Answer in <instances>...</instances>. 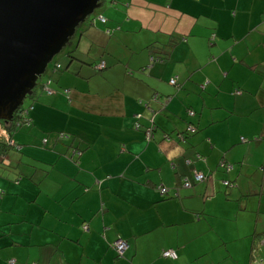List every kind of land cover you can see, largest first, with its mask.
Wrapping results in <instances>:
<instances>
[{
	"label": "crops",
	"instance_id": "crops-1",
	"mask_svg": "<svg viewBox=\"0 0 264 264\" xmlns=\"http://www.w3.org/2000/svg\"><path fill=\"white\" fill-rule=\"evenodd\" d=\"M96 13L68 47L81 60L49 64L51 91L28 96L30 121L11 132L0 264H264V0H104Z\"/></svg>",
	"mask_w": 264,
	"mask_h": 264
},
{
	"label": "water",
	"instance_id": "water-1",
	"mask_svg": "<svg viewBox=\"0 0 264 264\" xmlns=\"http://www.w3.org/2000/svg\"><path fill=\"white\" fill-rule=\"evenodd\" d=\"M103 1L0 0V120L12 118L53 56Z\"/></svg>",
	"mask_w": 264,
	"mask_h": 264
},
{
	"label": "trees",
	"instance_id": "trees-1",
	"mask_svg": "<svg viewBox=\"0 0 264 264\" xmlns=\"http://www.w3.org/2000/svg\"><path fill=\"white\" fill-rule=\"evenodd\" d=\"M112 1H114V0H111V2ZM96 11H97V9L94 11V13H92L91 15H89L88 17H87V19L86 20H88L89 22H93V20L96 18V17H98V14L96 13ZM213 35H214V33H212ZM211 34V35H212ZM212 35V36H213ZM71 49V48H70ZM83 56V57H82ZM82 56H81V58L83 59V58H87V56L86 55H84V54H82ZM80 57L78 56V54L75 52V50L72 48L71 50H69V48H68V50L65 52H63V53H61V55L60 56H58L55 60H52L51 62L53 63L52 64V69H55V70H57L58 68H59V70H62V69H64V68H69V66H70V64H71V61L72 60H74V59H78V60H81V59H79ZM157 58H162V56H159V57H157ZM59 64V66L57 67L56 66V64ZM50 64V63H49ZM61 64H62V66H61ZM91 64H94L93 62H91ZM97 64V63H96ZM96 64H95V67L97 68V69H102V68H104L106 65H104L103 67H97L96 66ZM49 66L50 65H48L47 66V68L46 69H48L49 68ZM170 82V81H169ZM46 82H43V83H41L40 82V79H38V81H37V83H36V85L33 87V92H32V94L35 92V90H36V88L38 87V86H42L43 87V85L45 84ZM176 83V82H175ZM172 84H174V83H172ZM31 94V95H32ZM29 95H27L26 97H28ZM155 97H157V95L156 96H154V98ZM190 109V108H189ZM189 109L187 110V112H188V114H190L189 113ZM28 111H29V105H24V104H21V105H19L15 110H14V112H13V115H12V118L11 119H9L8 121H4L3 123H4V126L8 129V131H9V135L11 136V132H12V130H14L15 128H17V127H19L21 124H23V123H29V121H30V119H29V116H28ZM193 114V113H192ZM192 114H190V115H192ZM135 124V123H134ZM189 126H192V125H189ZM193 128H194V126H192ZM149 128H151V127H149ZM194 130H195V128H194ZM151 131H152V129H151ZM187 132L188 133H190V132H192L191 130H189V129H187ZM14 145V143H10V141H9V139H7V138H5V137H3V136H0V161L2 160V157H4L5 156V152H6V150L8 149V147L9 146H11V145ZM225 161V160H224ZM226 163V162H225ZM222 168L223 169H226V167L225 166H222ZM194 177V176H193ZM182 183H183V179H182ZM183 185V184H182ZM159 190V189H158ZM160 191V190H159ZM161 194H163V195H165V193H161ZM254 249V246H252V250ZM161 254H162V251H161ZM119 255V254H118ZM171 258V257H170Z\"/></svg>",
	"mask_w": 264,
	"mask_h": 264
},
{
	"label": "built area",
	"instance_id": "built-area-1",
	"mask_svg": "<svg viewBox=\"0 0 264 264\" xmlns=\"http://www.w3.org/2000/svg\"><path fill=\"white\" fill-rule=\"evenodd\" d=\"M98 17L103 21L104 20V16L102 14H99ZM213 35V34H212ZM105 65L104 60H101L99 63L96 64L97 67H103ZM56 66L58 67L59 64L57 63ZM170 83H175L176 80L174 77L169 79ZM43 88L46 91H51V88L48 86L47 83H45L43 85ZM194 111L193 109H189V113L192 114ZM136 116H138V114H136ZM135 126L138 127L139 124L137 121H135ZM188 129L193 131L194 128L192 126H188ZM145 133H146V137H150L152 135L151 129L147 128L145 129ZM0 136H3L7 139H9L10 143H13V140L11 139V136L9 135V131L8 129L0 122ZM221 166H225L226 168H228L229 163H225V161H221L220 163ZM205 178V174L201 171H196L194 173V181H201ZM226 184H229L227 181H225ZM183 186H190L192 184V181L189 180L187 177H185L183 179ZM157 188L160 190L161 193H167L168 189H166L165 187L161 186L160 184L156 185ZM127 243L125 239L119 238L114 242V248L116 250V253L121 255L123 249L126 247ZM162 255L166 256V257H171V258H175L177 256V252L174 248H165L162 250ZM13 259H9L8 262H12ZM264 263V261H263Z\"/></svg>",
	"mask_w": 264,
	"mask_h": 264
},
{
	"label": "rangeland",
	"instance_id": "rangeland-1",
	"mask_svg": "<svg viewBox=\"0 0 264 264\" xmlns=\"http://www.w3.org/2000/svg\"><path fill=\"white\" fill-rule=\"evenodd\" d=\"M98 9V8H97ZM81 25H82V23H80L78 26H77V28H76V32H75V34L71 37V39H70V41L60 50V52H58V53H56L54 56H53V58H52V60H55L58 56H60L61 55V53H63L64 51H65V49H67L68 47H69V45H70V43H71V41L74 39V38H76V37H78V34L81 32L80 30V27H81ZM51 62V61H50ZM27 101H28V97H26L25 99H24V101H23V103L22 104H24V105H26L27 104ZM0 122L4 125V120H0ZM25 123H23V124H21V125H24ZM20 127V126H19ZM258 193H259V190H258V187H257V192H256V194L255 193H250L249 195H246V196H249V198H252V197H256V200L257 199H259V198H257V195H258ZM264 195V194H263ZM264 197V196H263ZM218 212H219V214L221 215V217H220V219H221V221L223 222V227H233V223L234 222H236V225H237V223H238V221H236L235 220V218H234V220H233V218L231 219V218H229V217H227V212H226V210L224 209V208H219L218 209ZM241 220V219H240ZM240 227H243V223H241L240 224ZM254 256H255V258L257 257V258H260V257H264V254L262 255V246L261 245H258L257 246V248H256V250H255V253H254Z\"/></svg>",
	"mask_w": 264,
	"mask_h": 264
},
{
	"label": "clouds",
	"instance_id": "clouds-1",
	"mask_svg": "<svg viewBox=\"0 0 264 264\" xmlns=\"http://www.w3.org/2000/svg\"><path fill=\"white\" fill-rule=\"evenodd\" d=\"M99 15V14H98ZM104 21V20H103Z\"/></svg>",
	"mask_w": 264,
	"mask_h": 264
}]
</instances>
